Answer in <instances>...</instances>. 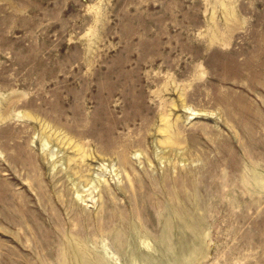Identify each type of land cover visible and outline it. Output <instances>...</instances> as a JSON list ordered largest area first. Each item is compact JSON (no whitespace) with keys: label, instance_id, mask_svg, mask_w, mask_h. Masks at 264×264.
<instances>
[{"label":"rangeland","instance_id":"obj_1","mask_svg":"<svg viewBox=\"0 0 264 264\" xmlns=\"http://www.w3.org/2000/svg\"><path fill=\"white\" fill-rule=\"evenodd\" d=\"M0 264H264V0H0Z\"/></svg>","mask_w":264,"mask_h":264},{"label":"bare ground","instance_id":"obj_2","mask_svg":"<svg viewBox=\"0 0 264 264\" xmlns=\"http://www.w3.org/2000/svg\"><path fill=\"white\" fill-rule=\"evenodd\" d=\"M165 117H167V116H165ZM168 118V117H167ZM167 118H162V122H164V126L163 127H161L160 128V132L162 133V134H165L166 136H165V138L163 139V140H161V142L160 143H162V141L163 142H165V143H167V144H169V145H174L175 146V140H174V136L171 134V132H170V129H171V127H170V125H169V121L168 120H166ZM173 129V128H172ZM169 147V146H168ZM85 156V155H84ZM159 156V155H158ZM159 159L160 160H162L163 158L160 156L159 157ZM103 164V163H102ZM104 165V164H103ZM105 166V165H104ZM103 166V167H104ZM100 167H102V166H100ZM112 167V170H111V172L112 173H115L114 175H116L117 176V173H116V171L117 170H115V169H113V165L111 166ZM105 168V167H104ZM103 168V169H104ZM106 169V168H105ZM118 172V171H117ZM100 174V173H99ZM102 174H104V173H102ZM108 174V173H107ZM119 177V176H118ZM88 180V179H87ZM99 180L100 179H98V181L96 180V182H95V184L97 185V183H99ZM87 184V183H86ZM88 185V184H87ZM90 187V186H89ZM95 188V187H94ZM94 190V189H93ZM97 190V189H96ZM75 192H78V195H77V197L79 198V199H81L82 198V196H81V194L79 193L80 192V190H78V191H76V189H75ZM76 194V193H75ZM95 196V195H94ZM80 202H81V200H80Z\"/></svg>","mask_w":264,"mask_h":264}]
</instances>
